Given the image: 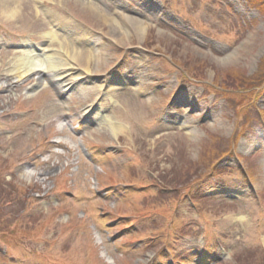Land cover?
<instances>
[{
	"label": "rangeland",
	"instance_id": "1",
	"mask_svg": "<svg viewBox=\"0 0 264 264\" xmlns=\"http://www.w3.org/2000/svg\"><path fill=\"white\" fill-rule=\"evenodd\" d=\"M262 59L253 0H0V264H264Z\"/></svg>",
	"mask_w": 264,
	"mask_h": 264
},
{
	"label": "bare ground",
	"instance_id": "2",
	"mask_svg": "<svg viewBox=\"0 0 264 264\" xmlns=\"http://www.w3.org/2000/svg\"><path fill=\"white\" fill-rule=\"evenodd\" d=\"M4 1V0H3ZM89 7V6H87ZM96 11H99L96 7H94ZM94 9H92L93 12H95ZM12 15V14H11ZM81 35H86L87 32L86 31H82V33H80ZM45 38H49L48 32H44V34H42ZM20 58H18V61L21 62L22 66L17 67L14 71H13V75H15L14 80L18 81V80H23L24 78H26L28 75L30 74H34V78L35 80L29 84L28 89L30 90L28 95H31L35 90H36V86L38 85H42L44 84V81H52L53 83H55L61 91H67L68 90V83L70 82H66V79H83L85 76H88L90 74H86V70H88V61L84 62L85 65H83V69L84 71H82L81 69H76L74 67V63L70 62V61H63L64 63H61L60 61H57L56 63H49L46 62L44 59L50 60V55L49 52L44 53V57L43 58H36L35 56L32 55V53L30 51H25L22 50V55L19 56ZM30 57V58H28ZM60 62V63H59ZM46 66H48V68H52L50 69V72H47ZM44 68V70H43ZM79 71V72H78ZM16 72V74H15ZM84 74V76H80L81 74ZM64 80H61L63 79ZM73 81V80H72ZM99 101L102 99L101 97H98ZM92 110V107L91 109ZM98 112V107L95 108L94 113L97 114ZM105 119V118H104ZM115 124V123H114ZM28 172V171H25Z\"/></svg>",
	"mask_w": 264,
	"mask_h": 264
},
{
	"label": "trees",
	"instance_id": "3",
	"mask_svg": "<svg viewBox=\"0 0 264 264\" xmlns=\"http://www.w3.org/2000/svg\"><path fill=\"white\" fill-rule=\"evenodd\" d=\"M255 2V4L259 7V9L261 11L264 12V0H261V2L257 3V0H253V3ZM260 69L263 71L264 70V59L261 60L260 63ZM237 79V78H236Z\"/></svg>",
	"mask_w": 264,
	"mask_h": 264
}]
</instances>
